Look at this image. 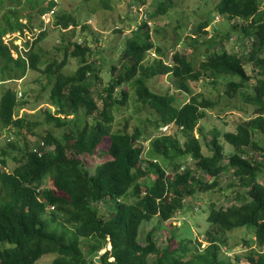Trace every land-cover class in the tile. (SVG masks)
Masks as SVG:
<instances>
[{
  "label": "trees",
  "instance_id": "1",
  "mask_svg": "<svg viewBox=\"0 0 264 264\" xmlns=\"http://www.w3.org/2000/svg\"><path fill=\"white\" fill-rule=\"evenodd\" d=\"M7 1L0 0V82L22 79L29 70L44 72L49 77L48 95L54 110L42 109L53 129L40 136L41 143L32 146L26 138L20 143L21 129L33 133L37 121L16 115L20 103L27 102L19 100L16 88L7 87L0 93V125L17 127L0 148V264H41L40 259L47 255L53 256L49 264H264V184L258 181L261 165L255 157L256 151H264V0H220L217 5L215 12L232 20L242 36L245 46L241 53L214 47L209 41L202 43L210 48L204 45L201 58L179 51L168 57L151 39L154 23L149 21L154 22V14L146 11L134 28L123 34L126 41L117 61L105 62L102 69L103 59L91 57L86 38L82 43L65 44L63 37L56 48L61 57L45 62L43 70L39 44L46 36L44 31L25 43L29 49L24 55L14 56L13 48L18 46L5 42L7 34L28 28L21 14L23 0ZM26 3L39 6L41 1ZM55 5L54 0L41 5L40 14ZM158 8L167 13L164 2ZM107 9L115 8L107 3ZM122 19L119 14L115 21ZM58 23L64 28L81 25L65 13ZM118 25L119 32L126 29ZM207 25L205 18L196 27V35ZM198 43L193 37L191 44ZM153 50L159 56L148 60ZM69 58L78 62L71 74L64 72ZM246 60L252 65L251 73L246 70ZM101 69L108 72L104 87ZM166 75L172 76L175 88L189 94L186 102L178 104V97L168 88L164 93L152 88L155 78ZM203 79L213 88L225 84L226 104L203 92H192L189 82ZM236 97L253 107L251 116L238 123L234 132H220L216 127L206 132L210 138L207 134L203 137L209 147L205 154L200 137L195 135L199 122L208 109H233ZM130 102L138 111L142 106L149 108L152 115L139 126L131 125L133 115L127 112L118 127L116 114L128 110ZM144 125L157 133L149 136ZM167 125H173L175 132L159 131ZM105 139L110 141V158L90 172L86 156L93 157ZM224 142L238 150L230 152L227 162ZM187 157L195 161L198 173L183 164ZM10 160L16 166L7 170ZM230 169L245 190L235 193L230 206L209 204L208 245L204 249L184 226L169 228L163 248L155 238L158 226L147 233L141 230L154 218L165 223L185 212L187 199L193 206L190 198L197 191L217 188L220 174ZM206 176L211 181H206ZM48 181L50 186L45 184ZM130 195L134 200H125ZM242 228L253 237L246 240V252L232 259L227 255L226 239Z\"/></svg>",
  "mask_w": 264,
  "mask_h": 264
},
{
  "label": "rangeland",
  "instance_id": "2",
  "mask_svg": "<svg viewBox=\"0 0 264 264\" xmlns=\"http://www.w3.org/2000/svg\"><path fill=\"white\" fill-rule=\"evenodd\" d=\"M11 1L12 0H8L7 3L10 4L12 3ZM26 1L23 0L24 8L21 9V14L24 16L23 22L27 21L26 24L28 28H25L23 31H15L7 34L4 39L5 42L10 43L12 41L18 46V49L13 48V54L16 55L19 50L29 48L25 44L27 41H33L34 38L37 37V33L44 31L46 36L39 44V48L44 54L40 64L41 70L44 69L45 62L51 61L55 56L61 57L62 53H60L61 55L57 53L56 48L63 37L65 38V44H71L73 42L82 43L86 38L92 48L91 57L92 55L93 57L99 56L97 60L103 59L101 61L103 63V69L106 66L105 62H115L118 60L126 41V37H124L123 34L128 33L130 29L134 28L136 22L141 19L145 11L150 15L154 14V27L151 31V39L162 48L168 57L175 51H179L189 56L201 58V53L205 54L206 47L207 49L210 48L208 45L202 43L209 41L213 43L212 46L214 47H225L228 51L236 53H241V48L245 46L241 43L242 36L240 37L239 32L234 29L232 20L215 12L220 0H135V2L134 0H54L56 1V5L53 9L54 11L51 12V9H49L42 14L39 12V7L41 5L47 6L51 0H40L41 4L39 6L27 4ZM160 2H164L167 6L168 10L166 14H162L161 10H159L158 6ZM107 3L111 4L115 9H107ZM64 13L71 14V16L79 20L81 25L86 24L89 27L83 29L82 26L79 25L64 28L62 23H58V17L64 15ZM119 14L121 17H124V19L117 20V22L123 24L124 28H126L122 32H119L118 28V26L121 25H118L115 21ZM205 18L208 19V25L200 32L201 35L199 34L197 36L195 33L196 27L200 25L201 22L205 21ZM116 29L118 30L117 32H115ZM204 31H206V33H204ZM193 37L198 39V44H191ZM245 41L246 40H244V42ZM201 45L202 47L200 48ZM155 56L159 55L153 50L149 53L147 59L149 60ZM77 66V59L69 58L68 65L64 69V72L71 74L76 70ZM251 68V63H247L246 70L248 73H251ZM102 69L100 73L102 78L101 87H104L108 82V72L106 70H104V72ZM208 82L209 81L206 79H203L199 82L190 81L189 83L193 93L203 92L211 95L213 99L217 98L219 104H226L227 100L223 96L226 90L225 84L221 82L216 84L213 88V85ZM7 87L16 88L15 90H18L19 100L27 101L20 103L16 115L26 117L32 120V122L37 121L32 129L33 133L27 128L21 129L22 137L19 139L20 143H22L24 138H26L32 146H35L36 142L41 143L40 136L53 129L52 124L46 121L42 110L45 109V107H51L54 110V105L49 101L48 95L51 87L49 85V77L42 71L29 70L27 75L22 79H7L0 82V93ZM152 88L160 93L166 92L167 88L170 89V93L178 97V104L186 102L189 98V94L180 92L178 88H175V85H172V76L168 77L166 75L155 78V81L152 82ZM20 94H23V97H21ZM99 104H101V102ZM129 104L128 110L123 108L116 114L118 127L123 122L122 117H127V112L133 115L131 125L136 124L143 126L147 116L151 117L152 111L143 106L142 110L138 111L133 102ZM232 104L235 105L233 109L226 107L222 112L213 111L211 109L206 110L205 118L199 122V130H195V135L200 137L205 154L209 153V147L207 146V140L203 139V137L211 129L216 127L220 132L224 130L234 132L237 130L236 126L238 123L251 116L253 107L241 101L239 97L234 98ZM244 109L246 112L242 111ZM71 117L72 115H70V118ZM144 127H146L147 134H150L149 136H154L155 133H157V130L155 132L151 131L152 128L149 125H144ZM16 128L15 126L5 128L0 125V148L6 143L8 137L14 136ZM159 131L163 133H174L175 128L173 125H169L168 129L161 128ZM55 132L59 135L60 130L57 129ZM254 135L256 136L258 133ZM207 138H210L209 134H207ZM263 139L264 137L262 135L261 140ZM109 143V139H105L97 148L93 157L86 156V165L90 172H93L95 165L110 158L107 152ZM145 145L149 147L148 139L145 141ZM224 145L226 154L224 162H227L230 152L233 154L238 152V150L227 142H224ZM255 157H257L256 160L261 165V173H259L258 181L264 184V151H256ZM183 164L190 166L197 173L199 172V169L196 170L195 161L190 157H187ZM15 166L16 164L10 160L6 169L12 170ZM144 178L147 179L148 177ZM218 180L219 186L217 188L206 192L197 191L195 195L190 198L193 201V206H191L189 199H187L185 201V212L179 213L165 223H158V218H154L151 222L144 223L141 230L147 233L149 230H152L154 226H158L154 231L155 238L160 248H163L167 244V239L170 236L169 228L175 229L176 227L181 228L184 226V229H188L189 231L192 230V234H194L200 242L196 243L199 244L201 249H204L208 245L206 218L211 210L209 204L215 202L217 206H230L236 196L235 193L245 190V188L240 185V181L237 179L232 169L223 171ZM206 181H211V177L206 176ZM45 184L47 186L51 185L49 181L45 182ZM125 200L133 201L134 199L130 195L127 196ZM234 231L235 232L232 231L231 235L226 239V246L229 248L227 255L232 259L235 258V254L246 252L248 249L246 240L253 237V233L246 232L245 228L239 230L235 229ZM110 247L111 244L108 243L107 249ZM104 250H102V252ZM52 260L53 256L47 255L40 259V263L49 264Z\"/></svg>",
  "mask_w": 264,
  "mask_h": 264
},
{
  "label": "clouds",
  "instance_id": "3",
  "mask_svg": "<svg viewBox=\"0 0 264 264\" xmlns=\"http://www.w3.org/2000/svg\"><path fill=\"white\" fill-rule=\"evenodd\" d=\"M53 11H54V10L52 9V10H51V12H53ZM145 13H146V11H145V12H143V15H144ZM143 15H142V16H143ZM152 23H153V21H152ZM4 40H5V39H4ZM8 43H9V42H8ZM28 49H29V48H28ZM28 49H25V50H19V52H18V53H19V54H21V55H24V54H25V52H26ZM18 53H17L16 55H14V56H17V55H18ZM167 126H169V125H167ZM34 150H35V151H38V148L36 147V148H34Z\"/></svg>",
  "mask_w": 264,
  "mask_h": 264
},
{
  "label": "built area",
  "instance_id": "4",
  "mask_svg": "<svg viewBox=\"0 0 264 264\" xmlns=\"http://www.w3.org/2000/svg\"><path fill=\"white\" fill-rule=\"evenodd\" d=\"M149 24L152 25V21H149ZM168 127H169V126H165V127H163V128H164V129H168Z\"/></svg>",
  "mask_w": 264,
  "mask_h": 264
}]
</instances>
